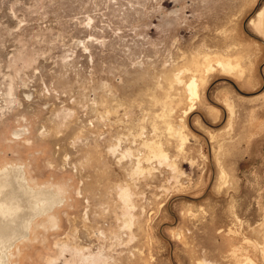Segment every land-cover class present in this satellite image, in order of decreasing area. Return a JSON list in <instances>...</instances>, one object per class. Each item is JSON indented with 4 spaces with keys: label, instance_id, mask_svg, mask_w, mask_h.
Instances as JSON below:
<instances>
[{
    "label": "rangeland",
    "instance_id": "374dc122",
    "mask_svg": "<svg viewBox=\"0 0 264 264\" xmlns=\"http://www.w3.org/2000/svg\"><path fill=\"white\" fill-rule=\"evenodd\" d=\"M263 20L264 0H0V157L73 196L15 263L264 264Z\"/></svg>",
    "mask_w": 264,
    "mask_h": 264
},
{
    "label": "bare ground",
    "instance_id": "6f19581e",
    "mask_svg": "<svg viewBox=\"0 0 264 264\" xmlns=\"http://www.w3.org/2000/svg\"><path fill=\"white\" fill-rule=\"evenodd\" d=\"M189 91L193 96L198 94L195 81L189 84ZM15 134L20 135L21 131L18 130ZM151 149L154 157L159 161L168 159V154L161 145ZM138 169L144 170L140 160H138ZM33 178L28 161L0 157V264L12 262L16 264L15 248L17 251L23 240L31 238L38 223L46 221L51 215H56L63 205L71 203L68 199L71 200L73 196L67 184L49 182L50 179L34 180ZM79 193L82 194V191ZM121 197L126 207L134 205L129 188L122 190ZM127 210L123 214V225L129 227L134 222V217ZM85 215L87 216V211ZM100 233L103 234V230ZM76 252L79 254L81 264H88L101 255V253L84 254L80 248H77ZM101 256L104 257V253Z\"/></svg>",
    "mask_w": 264,
    "mask_h": 264
}]
</instances>
